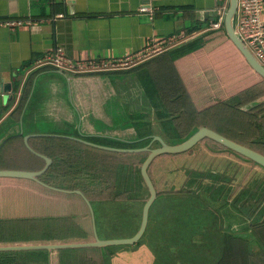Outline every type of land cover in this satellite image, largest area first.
Listing matches in <instances>:
<instances>
[{
  "label": "trees",
  "instance_id": "obj_1",
  "mask_svg": "<svg viewBox=\"0 0 264 264\" xmlns=\"http://www.w3.org/2000/svg\"><path fill=\"white\" fill-rule=\"evenodd\" d=\"M197 30L186 29V34ZM131 70L146 75L182 140L198 128L207 127L264 155V79L248 66L226 36L212 48L206 47L204 37L195 38ZM28 93L29 89L13 115L21 114ZM135 141L117 144L138 148L149 143L142 136ZM201 144L206 150L198 155L190 151L165 154L148 168L157 191L155 200L164 209L158 222L183 230L189 241L188 247L179 251L185 255L184 264H264V170L211 140ZM29 146L52 160L40 181L62 190H80L95 218L97 205L116 202L125 188L132 192L127 201H138L137 195L144 187L146 193L139 200L143 203L136 216L141 220L148 191L139 167L147 152L117 153L48 137L31 138ZM164 160V166H168L161 168L158 164ZM44 165V160L26 148L22 136L7 139L0 148V169L39 171ZM156 166H160L157 172L163 176L179 174L182 178L172 187L163 184L162 189L161 179L157 184L153 177ZM65 179H69L67 184L62 182ZM224 208L240 213L249 222L245 234H229L222 228L227 223L220 214ZM96 227L98 231L97 221ZM197 233L211 243V250L197 249L193 253L191 241ZM93 240L90 212L81 196L27 179L0 178V246ZM142 240L133 246H140ZM112 248L0 252V264H106ZM67 256L81 260L68 263Z\"/></svg>",
  "mask_w": 264,
  "mask_h": 264
},
{
  "label": "crops",
  "instance_id": "obj_2",
  "mask_svg": "<svg viewBox=\"0 0 264 264\" xmlns=\"http://www.w3.org/2000/svg\"><path fill=\"white\" fill-rule=\"evenodd\" d=\"M141 6L152 14L139 12ZM214 8L215 0H0V21L23 22L13 29L0 26V85H11L10 92L0 88V148L11 137L30 134L68 135L112 147H121L117 140L110 143L113 137L135 141L158 135L150 131L156 121L152 118L137 122L135 132L128 128L118 135L110 128L113 123L134 125L135 112H125L122 106L141 103L142 107L149 99L153 106L160 104L143 72L71 73L36 68L35 63L56 50L72 61L124 58L152 39L184 34L191 28L198 29L194 39L204 37L206 47L212 48L225 36L223 29L207 30L215 19ZM28 89L21 114L13 115ZM11 94L12 100L4 98ZM220 214L227 221L222 228L229 234H245L249 222L240 213L225 209ZM161 224L153 227L158 229L154 243L148 245V264H184L185 255L179 251L189 241L183 230L177 225L167 228L165 221ZM191 243L193 253L211 250L200 233Z\"/></svg>",
  "mask_w": 264,
  "mask_h": 264
},
{
  "label": "water",
  "instance_id": "obj_3",
  "mask_svg": "<svg viewBox=\"0 0 264 264\" xmlns=\"http://www.w3.org/2000/svg\"><path fill=\"white\" fill-rule=\"evenodd\" d=\"M237 9V0H228L227 8L224 14L223 27L225 36L232 42V44L236 47V49L243 56L244 60L248 64V66L256 72L259 76L264 79V67L256 60V58L251 54V52L247 49V47L243 44V42L239 39L235 31V14ZM5 92H10L11 85L9 83L0 85ZM5 99L9 98L12 100L13 95L11 94L9 97L5 96ZM37 137H48V138H62L72 140L93 148L117 152V153H140L147 152L145 160L140 166V176L146 189L148 191V198L142 207L141 212V220L137 231L130 237L120 238V239H100L97 235L96 224H95V215L94 210L90 204V202L85 198L80 190L67 191L58 188L51 187L49 185L44 184L40 181V177L46 173L50 165L52 164V160L42 155L35 150H33L29 146L30 138ZM145 140H149V143L143 147L138 148H124V147H112L101 144H96L91 141H87L82 138L68 136V135H60V134H30L23 137V142L26 148L35 156L44 160L45 165L39 171H23V170H9V169H0V178H13V179H27L34 181L40 185L45 187L67 192V193H75L83 198L85 201L92 220L93 226V236L94 240L91 242H72V243H58V244H34V245H14V246H0V252H22V251H56V250H68V249H82V248H106V247H115V246H131L138 243L143 235L145 234L148 219H149V211L155 199L157 198V191L155 186L148 174V168L154 162V160L162 155H177L183 154L191 151L195 146L200 144L203 140L208 139L211 140L222 147L226 148L229 151H232L235 154H238L253 163H255L258 167L264 170V155L247 147L242 144H239L216 131L207 128L200 127L196 131H194L188 138L183 140L177 144H168L158 135H149L145 138ZM119 142L125 143H134L136 141H128L118 139ZM138 141V140H137ZM157 142L158 146L153 147V144Z\"/></svg>",
  "mask_w": 264,
  "mask_h": 264
},
{
  "label": "rangeland",
  "instance_id": "obj_4",
  "mask_svg": "<svg viewBox=\"0 0 264 264\" xmlns=\"http://www.w3.org/2000/svg\"><path fill=\"white\" fill-rule=\"evenodd\" d=\"M192 40H189L191 42ZM187 42V43H189ZM211 79V77L209 78ZM151 89V87L149 86ZM148 89V86H147ZM152 90V89H151ZM148 105H143L141 107V103H139L138 106H133L129 104L128 106H122L121 108L125 112H135V122L134 125L131 123H128L127 125H119L117 123L111 124L110 128H113L111 131H113L115 134H122L123 132H126L131 128H134V132L136 131V127L138 126V123L143 118H152L151 122V132L157 133L158 136H162L161 138L167 142L168 144H177L182 142V138L177 136L174 130V125L172 123V120H169V117L166 116V114L163 112V109L160 107V104L158 103V107L153 106L151 99H149V102H147ZM120 108V109H121ZM246 108V107H245ZM242 109V108H241ZM243 110V109H242ZM142 117V118H140ZM140 130V129H138ZM142 134V133H141ZM137 138V137H136ZM112 141L110 143L115 144V140H118L119 138H110ZM120 140V139H119ZM185 140V139H184ZM130 141V140H128ZM157 147V145L153 144V147ZM205 145L204 144H198L195 146L190 152L192 155H198L202 151H205ZM222 157H227L229 161L235 162V159L230 156L223 155ZM166 164V161L163 162L160 161L158 165H161V168H166L168 165L164 166ZM140 168V167H139ZM160 166H156L154 168V174L153 177L155 178V181L158 179H161L160 187L162 189L164 188L163 184L166 183V187H172L177 184V182L180 181L182 178L179 174L175 175L174 177L172 175L163 176L160 174V172H157ZM256 169H259V167H256ZM164 173V172H163ZM167 177V178H166ZM57 182V180H56ZM58 182H61L60 179H58ZM57 182V183H58ZM63 183L67 182V180H62ZM125 192V193H124ZM146 191L144 187L141 186L139 194L137 195L138 201H127L129 200V197H132V192H128L127 189L125 190L116 198V202H108L101 205H97V212H96V218H95V224L97 221L98 231L97 235L100 239H120V238H127L133 235L136 225L140 223L138 220L140 207L142 205L141 197L145 195ZM149 212V222L147 229L145 231V234L142 237V242H140V246L137 248H134L136 246H115L112 249L114 250L113 253L109 255L110 258L106 259V264H148V250L150 247H148L149 244L154 243L155 233L158 228L153 227H160L162 224L158 222L157 216H160L164 213V209L162 208V205L158 202V200L154 202V204L151 206ZM225 211V208L222 212ZM92 224V220H91ZM93 228V226H92ZM97 230V227H96ZM157 236V235H156ZM140 240V241H141ZM152 242V243H151ZM132 247V248H131ZM89 253V252H86ZM92 253V252H91ZM89 253L88 255H96L95 253ZM79 256H82L79 254ZM95 256H92L94 258ZM90 258L91 262L92 259ZM143 258V261L141 262V259ZM145 258V259H144ZM68 263H76L81 259L73 258L72 256H67ZM86 259V258H85Z\"/></svg>",
  "mask_w": 264,
  "mask_h": 264
},
{
  "label": "built area",
  "instance_id": "obj_5",
  "mask_svg": "<svg viewBox=\"0 0 264 264\" xmlns=\"http://www.w3.org/2000/svg\"><path fill=\"white\" fill-rule=\"evenodd\" d=\"M228 0H215V19L208 27V31L221 30ZM139 12L152 14L147 6H141ZM264 12V0H237L235 14V31L239 39L264 67V24L262 14ZM23 22L19 20L0 21V26L13 29ZM194 34L170 35L162 39H152L145 48L119 59H108L100 62L72 61L63 56L61 50L44 56L36 61V68L52 67L71 73L86 72H116L132 69L162 53L170 51L184 43L193 40Z\"/></svg>",
  "mask_w": 264,
  "mask_h": 264
}]
</instances>
